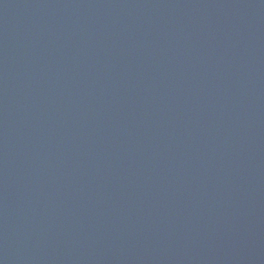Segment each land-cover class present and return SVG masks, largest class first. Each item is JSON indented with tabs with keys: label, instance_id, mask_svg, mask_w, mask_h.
Here are the masks:
<instances>
[{
	"label": "water",
	"instance_id": "obj_1",
	"mask_svg": "<svg viewBox=\"0 0 264 264\" xmlns=\"http://www.w3.org/2000/svg\"><path fill=\"white\" fill-rule=\"evenodd\" d=\"M0 264H264V0H0Z\"/></svg>",
	"mask_w": 264,
	"mask_h": 264
}]
</instances>
